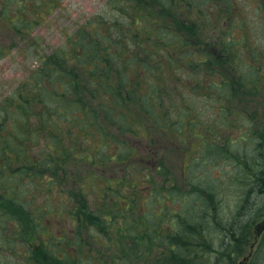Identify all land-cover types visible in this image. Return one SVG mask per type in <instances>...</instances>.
<instances>
[{"label":"rangeland","instance_id":"374dc122","mask_svg":"<svg viewBox=\"0 0 264 264\" xmlns=\"http://www.w3.org/2000/svg\"><path fill=\"white\" fill-rule=\"evenodd\" d=\"M31 1L11 0L1 2L0 7L4 9L3 6L8 5L14 18ZM147 1L150 3L138 0L142 8L137 11L141 12L133 13L136 10L130 0H57L55 8L49 4L41 11L35 10V14L41 13L46 17L33 29L30 39L14 37L12 33L7 35L11 28L0 33V47L3 48L0 50L1 106L38 69L41 58L55 53L67 44L71 34L80 28H89V24H97L98 20L110 27L117 21L119 25L116 29L128 35L136 34L129 46L130 55L145 56L140 57L139 61L149 57L150 63L156 65H167L162 50L170 48L176 40L173 37L169 42L171 45L163 46L162 34H158L157 30L163 28L167 31L176 24L180 34L185 35L176 48V56L180 59L176 58L174 72L165 78L169 92L162 94L164 106L159 114V123L163 125L161 129H158V124H151L146 119L145 123L137 121L133 125V132L126 134L119 135L115 127L108 126L107 133L115 136L119 143H113L108 154L114 157L116 153L117 157L114 161L109 160L106 167L98 162L99 170L94 169L95 166L88 159L94 161L95 156H99L97 150L101 140L86 138L78 131L77 135L81 133L78 143L75 142L78 145L68 141V138L65 141L70 157L66 167H55L56 174L47 172L43 179L25 177L21 182L24 185L20 187L24 200H33L29 205L24 204L33 220L23 215L19 205H11L9 213L21 211L22 225L32 228L28 230L35 236L38 246L46 248V242L52 237L55 242L52 257L78 259L77 249L67 251L65 244L78 240L77 221L72 212L78 206L80 196L77 199L76 196L79 191L89 209L97 211L102 197L101 189L108 182L114 188L119 187V180L127 178L131 184H135L139 188L137 215H133L135 223L131 220L129 226L125 209L117 210L114 219L103 213V218L113 221L107 229L100 224L81 229L79 238L84 241L82 255L85 259L91 255L96 264H153L163 257L164 248H161L160 242L151 241L144 234V225H148V231H168L167 223L152 225L151 217L188 214L189 204L182 200L194 191L198 197L193 195L194 200L191 198L190 202L193 205L195 201L199 208L205 197L197 190L198 187H205L214 193L208 221L211 224H229L257 180V172L261 168L256 164L259 159L258 144L260 130L264 126V0H188L192 3L189 7L181 2L183 0H171L173 15L163 11L157 14L160 9L153 6L156 0ZM183 20L186 22L183 23ZM230 33L239 44L219 47L218 39L223 44ZM184 40L190 46L180 48ZM225 48L226 57L222 55ZM206 53H211L217 60L213 63L216 72L211 74L207 69ZM129 72L128 79L134 82V86L141 80V74L132 72V68ZM193 78L196 82L203 78L198 88ZM155 79L157 76L148 72L141 82L145 86ZM85 93L82 92V95ZM146 102L149 107V101ZM10 111L11 107H8V121L3 134L13 131L15 147L27 144V151H31L30 156L34 155L36 159L50 157L48 149L40 153L39 141L33 139L35 127L40 123L34 113L27 118L30 129L25 134L21 125L12 122ZM131 114L136 120L144 116L143 109L136 101L131 104ZM18 117L22 118L18 115L15 119ZM54 122L56 126L63 125L57 119ZM22 137H28L27 141ZM12 144L13 141L11 147ZM218 146L224 150L221 157L212 152ZM10 153L15 161L13 166L23 167L21 156H18L20 154ZM75 172L79 174L78 177L74 176ZM47 180L54 182L52 188H46ZM1 191L0 208L3 206ZM124 194L129 196L128 191ZM28 221L33 224L30 225ZM17 222L0 211V264H27L25 252L28 250L30 233L25 235V242L21 241V226H16ZM105 222L109 223L107 220ZM263 224L264 216L254 229L255 243L264 232ZM209 234L216 245L223 237L222 232L215 233L213 229ZM86 244L91 248H87ZM254 250L252 247L248 253ZM212 257L214 259V255ZM52 261L55 264V259ZM45 264H48V260Z\"/></svg>","mask_w":264,"mask_h":264},{"label":"trees","instance_id":"16d2710c","mask_svg":"<svg viewBox=\"0 0 264 264\" xmlns=\"http://www.w3.org/2000/svg\"><path fill=\"white\" fill-rule=\"evenodd\" d=\"M56 1L33 0L28 3L30 5L25 10L22 9L24 12L20 10L14 18H12L13 14L11 15L9 12L8 5H4V9L0 7V33H5L6 30L11 28L12 31L7 35L10 36L12 33L14 37L30 39L33 29L46 17L41 13L35 14V10L41 11L49 4L52 8H55L58 5ZM145 1L147 4L150 3V1ZM1 2H11V0H0L2 6ZM137 2L138 0H130L133 9L136 10L133 13L141 12L140 10L137 11L138 8H142ZM181 2L186 3L188 7L192 4L188 0ZM153 6L160 9L157 14L161 11L170 15L174 13L171 8V0H156ZM48 14H51V12ZM20 15L21 17H19ZM36 15L37 17H35ZM202 17L206 18V16ZM180 18L183 19V17ZM182 22L185 23L186 20ZM113 24L114 26L110 27L109 24L106 25V22L103 23L102 20H98L97 24H89V28H80L71 34L67 39V44L55 53L41 58L38 69L12 96L5 100L2 106L0 105V190H2L1 197L3 201L0 211L11 220L16 219L18 221L16 226L19 224L24 227L22 225L24 221L22 220L21 211L10 214L11 205L21 206L23 215L28 220H33L28 207L24 205L25 203L29 205L33 200H24V196L20 191L22 190L20 187L24 186L21 182L25 177L43 179L44 174L47 172L56 174L55 167H58V169L66 167L70 159L65 143L67 138L70 142H77L81 135V133L77 135V132L80 131L86 138L93 137L101 140L97 150L99 156H95L94 161L88 159L95 166L94 169L99 170L98 162L101 166L106 167L105 164L109 160L114 161L117 157L116 153L114 157L108 154L113 143L119 145L117 138L107 133L106 128L108 126L115 127L119 135L133 132V125L137 121L138 123H145V119L151 124H158V129L163 126L162 123H159L161 118L159 114L162 113L164 106L162 94L169 92L165 78L171 72H174L173 67L176 58L180 59L176 56V48L180 44V39L185 35L180 34L181 31H178L179 26L176 24L171 25V28H168L167 31L163 28L157 30L158 34H162L163 46L171 45L169 42L173 37H176V40L170 48L162 50L167 65L164 66L160 63L156 65L150 63L149 57L139 61L140 57L145 58V56H131L129 46L136 34L128 35L121 32L119 28L116 29L119 25L117 21ZM93 26L95 27L91 31L90 28ZM229 35L230 37L223 44L218 39L217 45L225 47L239 44L234 39L233 33ZM181 46L180 48H185L190 44L184 40ZM1 49L3 48L0 47ZM153 52L160 53L161 51ZM222 52V55L228 56L226 48ZM205 59L209 74L216 72L213 69V63L217 62L216 58L211 53H206ZM130 68H132V72L141 74V80L143 76L147 77L148 72L155 74L157 79L145 84V86L140 80L133 86L134 82L128 79ZM177 69L182 70V68ZM251 74H255V72ZM202 80L203 78L196 82L193 78L197 88ZM176 87L179 88L178 85ZM82 92L86 93L82 95ZM138 94H141L140 97ZM133 101L139 103L144 112V116L137 120L133 119L131 114ZM146 101H149V107ZM8 107H11L10 117H12V122L21 125V129L25 134L30 129L28 128L30 121L28 122L27 118L34 113L40 123L35 127L36 132L33 139L39 141L40 153L48 149L50 157L36 159L34 155L30 156L31 151H27V144H19L15 147L16 136L13 131L3 134V129L8 121ZM18 115L22 118L15 119ZM55 119L61 121L63 125L56 126ZM143 129L145 128L143 127ZM22 138L25 141L28 139V137ZM258 147L259 159H257L256 164L261 168L257 172V180L254 181L252 189L242 200L243 204L231 223L219 225L216 221L213 224L208 221L209 208L212 207L214 193L205 187H198L197 190V193L205 197L204 203L198 205L199 208H197L195 201H193V205L190 202L191 198L194 200L193 195L197 196V194H194L196 191H194L182 200L183 203L189 204L188 214L182 216L175 213L170 217L166 214L158 216L159 218L151 217L153 220L152 225L167 223L166 229L168 231L160 232L153 229L148 231L146 228L148 225H144L146 229L144 234L148 235L151 241L160 242L159 245L162 249L164 248L163 257L158 258L153 264H264V232L257 243H255L254 234L256 225L264 216V126L260 130ZM11 151L20 154L18 156H21L23 167L13 166L15 161L10 153ZM212 152L219 157L224 155V150L219 146ZM34 154L36 155V153ZM120 158L123 157L120 156ZM120 161L124 162L125 160ZM101 169L104 170L103 167ZM30 171L37 172L30 173ZM74 176L78 177L79 174L75 172ZM47 181L46 188H52L51 184L54 182ZM109 183L101 189L102 197L99 200L100 204L97 206V211L89 209L88 203L81 195L82 192L79 191L76 196V199L80 196L77 199L78 206L72 212L77 221L78 240L65 244L67 251L71 250L73 252V249H77L79 256L78 259L73 257L72 260L69 256L63 259L54 257L55 264H96L91 255L87 259L83 257L81 247L84 246V241L79 236L84 226L92 228V226L100 224L107 229L113 220L103 218V213L111 215L114 219L117 210L125 209L128 212L129 226L131 220L135 223L136 220L133 215H137L139 188L135 184H131L128 178L127 180H119L118 188H114ZM125 191L129 192V196L124 194ZM106 220L109 223H106ZM29 224L31 225L32 222H29ZM212 229L215 233H223L218 245L209 234ZM85 246L91 248L89 244ZM252 247L255 250L248 253Z\"/></svg>","mask_w":264,"mask_h":264},{"label":"flooded vegetation","instance_id":"af4514ba","mask_svg":"<svg viewBox=\"0 0 264 264\" xmlns=\"http://www.w3.org/2000/svg\"><path fill=\"white\" fill-rule=\"evenodd\" d=\"M23 219V218H22ZM22 222V221H21ZM33 224V223H32ZM35 225H38L36 223H34ZM31 229L29 227H21V229L19 230L20 233V237L19 239L21 241H24V237L26 234H29ZM30 236V240H29V246L27 247V251L25 252L27 255V264H45V261L48 260V264H52V260L54 259V257H52V254L55 253L54 251V245L55 242L52 239V237L46 242V244L48 245L46 248H42L40 246H38L36 244V240H35V236L31 233L29 234ZM32 246V247H31Z\"/></svg>","mask_w":264,"mask_h":264},{"label":"water","instance_id":"95a60500","mask_svg":"<svg viewBox=\"0 0 264 264\" xmlns=\"http://www.w3.org/2000/svg\"><path fill=\"white\" fill-rule=\"evenodd\" d=\"M262 227H263V229H264V224H263V226H262Z\"/></svg>","mask_w":264,"mask_h":264}]
</instances>
